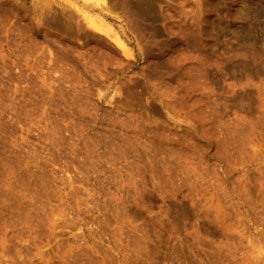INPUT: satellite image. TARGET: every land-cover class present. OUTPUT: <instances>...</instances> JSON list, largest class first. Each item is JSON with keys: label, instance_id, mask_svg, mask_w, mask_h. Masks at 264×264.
I'll list each match as a JSON object with an SVG mask.
<instances>
[{"label": "rangeland", "instance_id": "rangeland-1", "mask_svg": "<svg viewBox=\"0 0 264 264\" xmlns=\"http://www.w3.org/2000/svg\"><path fill=\"white\" fill-rule=\"evenodd\" d=\"M84 1L0 0V264H264V0Z\"/></svg>", "mask_w": 264, "mask_h": 264}, {"label": "bare ground", "instance_id": "bare-ground-1", "mask_svg": "<svg viewBox=\"0 0 264 264\" xmlns=\"http://www.w3.org/2000/svg\"><path fill=\"white\" fill-rule=\"evenodd\" d=\"M85 1L87 3L86 7L89 8V11L95 14V19H91L85 15V19L88 21L89 25L93 28L94 31L98 33H105L108 36H110L114 40L115 44L126 54H127V48L125 42L120 37L119 33L108 22L110 19H112L111 16L113 9L118 10L119 5H123L125 8L131 10L133 14L131 16H134L135 20L142 21L149 19V15L152 10L151 7H153L152 6L153 0H85ZM109 2L112 3L110 4ZM79 11L81 12V10ZM260 14L258 13L257 15L258 19H260L261 17ZM246 40L247 39H244V41Z\"/></svg>", "mask_w": 264, "mask_h": 264}]
</instances>
